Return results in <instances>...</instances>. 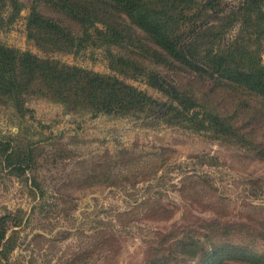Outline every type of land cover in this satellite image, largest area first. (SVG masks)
Wrapping results in <instances>:
<instances>
[{
	"label": "rangeland",
	"instance_id": "obj_1",
	"mask_svg": "<svg viewBox=\"0 0 264 264\" xmlns=\"http://www.w3.org/2000/svg\"><path fill=\"white\" fill-rule=\"evenodd\" d=\"M19 1L24 7L11 26L0 29V44L114 75L165 99L142 81L109 69L103 48L72 54L45 43L40 34L30 39L29 0ZM224 101V109L218 105L222 113L237 115L234 123L242 126L243 98ZM26 107L30 113L21 119L0 104V216L10 217L6 237L13 246L7 264H150L168 255L158 251L172 233L198 229L216 217L241 226V234L231 232L219 243L264 252V161L246 150L165 125L69 113L41 97ZM253 137L264 143L263 130ZM204 154L216 161L195 157ZM153 170L145 180L141 173ZM185 174L200 179H184ZM198 260L183 258L179 264ZM217 263L246 264L235 256Z\"/></svg>",
	"mask_w": 264,
	"mask_h": 264
},
{
	"label": "trees",
	"instance_id": "obj_2",
	"mask_svg": "<svg viewBox=\"0 0 264 264\" xmlns=\"http://www.w3.org/2000/svg\"><path fill=\"white\" fill-rule=\"evenodd\" d=\"M23 7L19 0H0V29L11 26ZM26 28L30 39L40 34L45 43L68 53L103 48L109 69L142 81L165 99L117 76L0 44V104L21 119L30 113L28 100L41 97L69 113L106 115L204 135L264 161V143L253 137V132H264V0H29ZM237 96L246 106L240 127L234 123L237 115L220 110L226 97ZM12 144L8 142L5 152ZM195 157L216 161L206 154ZM141 174L147 180L154 170ZM9 218L0 216V264H7L13 248L6 237ZM216 218L178 236L172 233L158 251L168 255H157L150 264H179L183 258L218 264L227 256L264 264L263 251L219 243L231 232L241 234V226ZM179 254L184 257L178 259Z\"/></svg>",
	"mask_w": 264,
	"mask_h": 264
}]
</instances>
